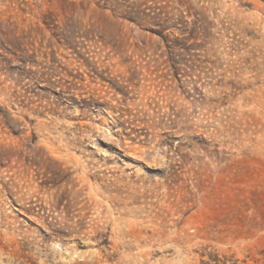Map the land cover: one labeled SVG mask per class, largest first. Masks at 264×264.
<instances>
[{"label":"rangeland","instance_id":"obj_1","mask_svg":"<svg viewBox=\"0 0 264 264\" xmlns=\"http://www.w3.org/2000/svg\"><path fill=\"white\" fill-rule=\"evenodd\" d=\"M128 1L0 0V264H264V0Z\"/></svg>","mask_w":264,"mask_h":264},{"label":"trees","instance_id":"obj_2","mask_svg":"<svg viewBox=\"0 0 264 264\" xmlns=\"http://www.w3.org/2000/svg\"><path fill=\"white\" fill-rule=\"evenodd\" d=\"M108 2V1H106ZM123 2L127 5H131V6H127L121 4V6L123 8H125V10L122 12L123 15V19L131 22V23H136L138 26L143 27V24L145 21H143L144 19H142V15L145 14V12L140 11L139 7H135L133 3H130V1L128 0H123ZM133 5V6H132ZM160 28L163 29L164 26L160 23ZM153 31V29H151ZM164 38V37H163ZM204 264H227V260L226 258H221L219 255L211 257L209 259L208 262L203 261Z\"/></svg>","mask_w":264,"mask_h":264}]
</instances>
